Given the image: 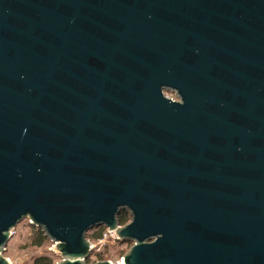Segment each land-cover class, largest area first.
<instances>
[{"label":"water","instance_id":"obj_1","mask_svg":"<svg viewBox=\"0 0 264 264\" xmlns=\"http://www.w3.org/2000/svg\"><path fill=\"white\" fill-rule=\"evenodd\" d=\"M24 220L57 264L102 227L121 264H264V0H0V264Z\"/></svg>","mask_w":264,"mask_h":264},{"label":"rangeland","instance_id":"obj_2","mask_svg":"<svg viewBox=\"0 0 264 264\" xmlns=\"http://www.w3.org/2000/svg\"><path fill=\"white\" fill-rule=\"evenodd\" d=\"M175 98L174 94H169ZM32 226L29 220L22 221L14 230L13 235L8 243L7 250L5 252L6 258L11 264H32L34 259L42 256L49 255L54 258V264L61 262V257L56 250V246L51 242H48L42 247H36L32 245ZM90 234V233H89ZM91 237V236H90ZM96 248L90 255L91 263L111 261L116 262L126 255L133 247V243L119 242L112 243L108 239L104 243L91 241ZM102 253L103 261H96V254Z\"/></svg>","mask_w":264,"mask_h":264},{"label":"trees","instance_id":"obj_3","mask_svg":"<svg viewBox=\"0 0 264 264\" xmlns=\"http://www.w3.org/2000/svg\"><path fill=\"white\" fill-rule=\"evenodd\" d=\"M129 215L125 212H122L119 217H118V220H119V223L120 225L124 226L126 224H128L129 222ZM32 226V225H31ZM32 232H33V238H32V245L33 246H36V247H42L44 246L45 244H47L48 242L51 243V241L44 235V233L42 232L41 229H38L36 227H33L32 226ZM105 233V228H99V229H94L90 232V234H88V239L90 241H95V242H98L99 240H101L103 238V235ZM91 236V237H90ZM119 242H125V241H118L117 243ZM128 243V242H127ZM97 258L95 262L97 261H103L102 259V253L98 252L96 254ZM91 258L89 257L87 260H86V263H91ZM54 258L49 256V255H42V256H39L37 258L34 259L33 263L32 264H54Z\"/></svg>","mask_w":264,"mask_h":264},{"label":"built area","instance_id":"obj_4","mask_svg":"<svg viewBox=\"0 0 264 264\" xmlns=\"http://www.w3.org/2000/svg\"><path fill=\"white\" fill-rule=\"evenodd\" d=\"M168 97L174 99V97H172L170 95H168ZM106 239H108L112 243H117L119 241L118 238H117V236H116V233L115 232H111V231H109L107 229H105V233L103 235V238L101 240H99L98 242L102 244V243H104L106 241ZM91 247H92V249L94 251V249L96 248V245H93L91 243ZM114 263L115 264H121V259L118 260V261H116V262H114Z\"/></svg>","mask_w":264,"mask_h":264},{"label":"flooded vegetation","instance_id":"obj_5","mask_svg":"<svg viewBox=\"0 0 264 264\" xmlns=\"http://www.w3.org/2000/svg\"><path fill=\"white\" fill-rule=\"evenodd\" d=\"M123 212H125V213H127L129 216V222L128 223H130L131 222V214L128 212V211H123ZM127 225V224H126ZM122 226V225H121ZM99 229V228H98Z\"/></svg>","mask_w":264,"mask_h":264}]
</instances>
